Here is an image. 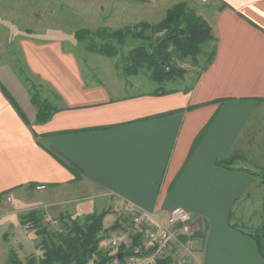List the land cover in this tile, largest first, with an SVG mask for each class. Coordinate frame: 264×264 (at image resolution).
<instances>
[{"label":"crops","instance_id":"crops-1","mask_svg":"<svg viewBox=\"0 0 264 264\" xmlns=\"http://www.w3.org/2000/svg\"><path fill=\"white\" fill-rule=\"evenodd\" d=\"M21 1L0 0V207L79 217L110 207L109 229L123 203L157 221L180 206L193 216L196 264H264L248 234L262 184L239 164L255 162L247 148L264 139V0H52L82 28L158 24L190 5L212 29V50L193 84L165 90L94 77L70 34L78 28L60 17L37 30L43 7ZM32 83L58 107L44 122Z\"/></svg>","mask_w":264,"mask_h":264},{"label":"trees","instance_id":"trees-1","mask_svg":"<svg viewBox=\"0 0 264 264\" xmlns=\"http://www.w3.org/2000/svg\"><path fill=\"white\" fill-rule=\"evenodd\" d=\"M142 29L139 33H133L131 27H126L124 31L108 32L106 29L100 30L99 35L103 39L116 40L117 45L124 43L127 36H140L142 31L151 29L155 32L164 31L163 37L158 41H154L149 47L139 46L131 50L126 57V66L124 68L127 74H136L140 69L146 68L151 72L150 78L155 82H163L173 75L175 68L166 70L169 66L170 58L174 55L179 58L183 55H195L199 52L201 45L212 42L213 35L210 25L195 10L187 7L185 3H179L171 8L164 20L156 25L142 23L139 25ZM89 30L81 29L75 32V38L78 41L87 40ZM172 47V48H171ZM90 51L105 56H117L120 47L108 42L103 44L90 43L87 44ZM2 89L10 100L17 106L8 91L3 85ZM32 102L36 105L38 114V122H44L58 110L53 103L42 99L37 86L32 83L30 86ZM18 108L20 114L25 117L22 110ZM237 155L219 162L222 166H230L236 160ZM255 176H260L257 172H252ZM264 177V176H263ZM264 180V179H263ZM39 211L34 210L21 216L25 224L28 221L39 223L41 217L38 216ZM106 213H93L85 217L83 221L80 219H72L68 217L70 222L65 223V231H56L51 233L48 231L46 237L43 238L42 244L44 254L39 259H29L26 264H109L114 256L108 251L100 248V243L104 241L112 230L119 225H114L110 229H105L103 220ZM47 232V229L44 230ZM250 234L256 241L260 253L264 257V218L262 223L250 231ZM6 264H23L16 254L12 252Z\"/></svg>","mask_w":264,"mask_h":264},{"label":"rangeland","instance_id":"rangeland-1","mask_svg":"<svg viewBox=\"0 0 264 264\" xmlns=\"http://www.w3.org/2000/svg\"><path fill=\"white\" fill-rule=\"evenodd\" d=\"M67 0H62V2H66ZM21 0H14V4H20ZM72 2V1H71ZM33 4L41 5L44 9V15L42 17H37L38 23L36 25V18L29 17V22L35 23L36 29H42L43 27H51L53 25V21L56 19H59L62 24H72V29L78 28V30L81 29H87L89 30V34L86 37L87 40L85 41H78V44L76 46V51L78 53V56H80L81 60L83 61V66L91 73L94 77L108 75V77L114 82L119 83L123 82L124 80L131 81V82H140L142 89L150 90L154 89L156 87H161L160 89H172V88H185L187 86H190L193 84V82L196 80L199 72L206 66V62L208 57L204 56L206 54H210L212 50V43L209 42L208 44L201 45L200 50L195 55H183L180 58L173 54V56L170 58L169 66L166 67V70H171L172 68H175L173 75H171L168 79L163 80V82H155L153 81L150 76L151 72L147 70L146 68L140 69L138 73L136 74H127L124 70L125 64H126V57L129 55V52L133 50L136 47L143 46L145 48L149 47L154 41L160 40L161 37L164 35V31L161 32H155L151 29H146L142 31V35L140 36H127L124 40V43L121 45H117L116 40H108V38L103 39L101 35H99L100 30L106 29L108 32H115V31H124L126 27H131L133 29V33H139L142 29L139 25L142 23L147 22H141L134 25H125L121 27H108V26H100L97 28H82L80 19L77 18L79 16H73L69 17V13L72 12L71 9L66 8H60L57 9V14H54L52 10L53 1L52 0H29V6L28 8L31 9L34 6ZM33 5V6H32ZM187 5V4H186ZM23 6V5H22ZM176 6V5H175ZM187 7L191 8L190 5H187ZM173 8V7H172ZM62 9V10H61ZM26 10V9H25ZM56 10V8H55ZM61 10V11H59ZM59 11V12H58ZM83 20V19H81ZM73 21V22H71ZM83 23V22H82ZM57 24V23H56ZM84 24V23H83ZM149 25H156L148 23ZM30 27V33H32L33 25H29ZM81 27V28H79ZM32 28V29H31ZM76 32V31H75ZM75 32H71L70 34L75 36ZM112 43L116 45L117 47H120V52L117 56H105L98 54L96 52L90 51L87 48V44L95 43V44H103V43ZM172 48V47H171ZM201 57V58H200ZM35 84V83H34ZM40 91V86L35 84ZM247 154L251 156L255 162L243 161L239 162L242 166H247L254 172L259 173L260 176H256L259 183L262 184V187L259 188L257 197L260 201L258 209H256L255 214V224L260 225L262 223V218H264V139L262 144H252L247 148ZM254 195L256 196V191L254 190ZM101 202H97V206H99ZM5 204L0 207V264H6L10 254L14 252L18 259L23 264H26L29 259H39L44 254V248H43V238L46 237V233L51 232L54 233L56 231L62 232L65 231L66 226L65 223L70 222V219L68 217H72V219H80L83 221L86 216L79 217L75 216L71 213H61L54 216L52 213L48 215L47 212L42 213V211H39L38 216L41 217V220L39 223H36L34 221H28L25 224H22L23 220L21 216H24L27 213L20 214V211L15 207H10L9 205L4 206ZM255 211L256 203L253 204ZM258 205V204H257ZM119 213L117 225L121 224V221L123 220V213L121 212V208L116 209ZM5 211L9 212L12 211V219L13 222H6L4 219ZM105 212L106 215L112 214V216L115 215V212L112 208H106L104 210H96L95 213H101ZM93 214V213H92ZM114 224V225H116ZM254 224V225H255ZM113 225V226H114ZM103 226H104V220H103ZM112 227V226H111ZM110 227V228H111ZM109 228V229H110ZM47 229V232H44V230ZM114 231V230H112ZM112 233V232H111ZM110 233V234H111ZM100 248L104 251H108L106 241H102L100 243ZM110 252V251H109Z\"/></svg>","mask_w":264,"mask_h":264},{"label":"built area","instance_id":"built-area-1","mask_svg":"<svg viewBox=\"0 0 264 264\" xmlns=\"http://www.w3.org/2000/svg\"><path fill=\"white\" fill-rule=\"evenodd\" d=\"M45 187L42 184L37 189ZM120 208L123 220L105 239L108 252L114 256L109 264H196V231L186 208H172L165 221H157L127 203ZM182 246L189 252L181 254L178 249Z\"/></svg>","mask_w":264,"mask_h":264}]
</instances>
